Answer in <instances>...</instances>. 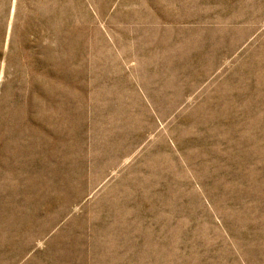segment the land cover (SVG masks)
<instances>
[{
  "label": "rangeland",
  "instance_id": "1",
  "mask_svg": "<svg viewBox=\"0 0 264 264\" xmlns=\"http://www.w3.org/2000/svg\"><path fill=\"white\" fill-rule=\"evenodd\" d=\"M0 264H264V0H0Z\"/></svg>",
  "mask_w": 264,
  "mask_h": 264
}]
</instances>
